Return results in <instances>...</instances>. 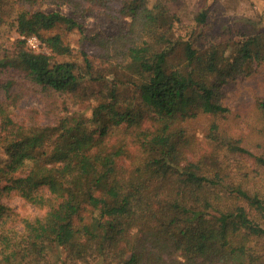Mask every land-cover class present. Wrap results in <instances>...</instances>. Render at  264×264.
<instances>
[{
  "label": "trees",
  "instance_id": "obj_1",
  "mask_svg": "<svg viewBox=\"0 0 264 264\" xmlns=\"http://www.w3.org/2000/svg\"><path fill=\"white\" fill-rule=\"evenodd\" d=\"M103 1L0 0V30L18 34L0 47V264H264V98L238 114L246 141L224 123L222 92L264 61L261 33L242 34L228 57L199 51L153 30L171 0H125L126 32L90 39L108 79L58 34L41 35L83 31L46 7ZM193 20L207 22L204 6ZM31 36L51 55L30 49ZM20 85L51 99L50 122L35 109L14 117ZM9 194L42 215L19 218Z\"/></svg>",
  "mask_w": 264,
  "mask_h": 264
},
{
  "label": "rangeland",
  "instance_id": "obj_2",
  "mask_svg": "<svg viewBox=\"0 0 264 264\" xmlns=\"http://www.w3.org/2000/svg\"><path fill=\"white\" fill-rule=\"evenodd\" d=\"M124 1L105 0L100 3L86 4L81 13H73L65 6L46 7L47 11L56 10L72 17L82 25L83 31L82 33L76 29L68 31L63 26H56L51 30L42 31L41 35L48 37L58 34L73 50L72 59L82 64L81 52L86 53L94 67V72L111 79L112 76L108 73L112 70L108 68L112 65H109L106 58L101 57L102 51L90 39L97 37L108 40L126 32L130 18L121 10ZM203 6L207 10V22L199 25L194 23L193 18ZM152 28L157 34L173 40L189 39L199 51L218 45L220 51H225L224 57H228L232 49L230 45L238 40L241 41L244 33H261L260 41L264 43V0H171L167 15L155 20ZM17 38L18 34L13 30L6 27L1 29L0 47L9 49ZM37 41L38 49L35 52L51 55L38 38ZM60 59L61 57H57L54 60ZM235 77L222 88L223 101L231 111L224 123L233 135L249 141L253 139L250 136V129L238 114L250 110L258 97L264 98V61L259 65L244 66L243 72L235 74ZM91 87L96 88L94 84H91ZM16 89L22 93L18 108L13 110L16 119L24 118L27 111L35 109L42 123L50 122L48 114H53L54 110L50 98L28 88L27 85H20ZM87 105L88 103L69 105L68 111H82ZM86 111L84 115L87 116ZM1 157L3 155H0V159ZM245 162L249 167H253L250 159ZM3 202L22 219H32L43 213L42 210L23 201L16 194L4 196ZM49 258L52 263L54 255L50 254Z\"/></svg>",
  "mask_w": 264,
  "mask_h": 264
},
{
  "label": "built area",
  "instance_id": "obj_3",
  "mask_svg": "<svg viewBox=\"0 0 264 264\" xmlns=\"http://www.w3.org/2000/svg\"><path fill=\"white\" fill-rule=\"evenodd\" d=\"M28 47L34 51H36L38 49V41L37 38L35 36H31L29 38H27L26 41Z\"/></svg>",
  "mask_w": 264,
  "mask_h": 264
}]
</instances>
